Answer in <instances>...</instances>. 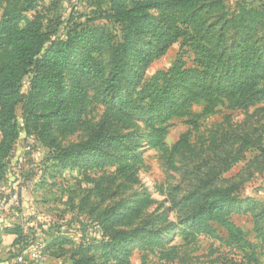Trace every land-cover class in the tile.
<instances>
[{
    "label": "rangeland",
    "instance_id": "374dc122",
    "mask_svg": "<svg viewBox=\"0 0 264 264\" xmlns=\"http://www.w3.org/2000/svg\"><path fill=\"white\" fill-rule=\"evenodd\" d=\"M137 1L143 0H117L127 7ZM260 6L264 0H222L213 15L231 18ZM26 7L30 10L23 12ZM113 7L112 0H0V19L5 12L21 13L26 22L35 20L47 31L70 22L66 31L81 32L56 93L37 103L36 112L44 116L31 124L29 135L21 130L11 153L1 158L0 169V228L42 224L47 231L49 219L56 216L65 239L48 247L51 237L43 232L20 254L1 244L0 264H116L122 250L127 252L125 264H264V153L259 150L264 148V102L246 111L221 106L213 115L196 119L178 116L170 105L160 114L120 123L116 130L121 138L102 152L86 151L79 165L54 158L69 147L89 150L90 137L104 119L101 79L94 71L105 68L108 74L106 66L121 56L127 74L124 95L141 99L157 73H166L177 61L184 69L194 65L195 55L184 39L148 65L142 58L149 42L162 46L156 22L175 17L146 11L121 20L111 12ZM236 36L242 38V31ZM7 56L8 51L0 52V64ZM83 65L95 70L84 72ZM30 79L22 80L21 94H28ZM56 104L64 105L67 121L48 117ZM192 111L201 113L202 107ZM42 126L47 127L44 140L38 138ZM114 129L104 133L106 143ZM155 130H160L164 151L150 145ZM229 188L224 210L252 251L232 244L206 216L197 214L191 222L201 205L191 208L184 201L189 193L222 197ZM139 230L145 237L136 235ZM114 232L133 233V242L115 244L102 254V244ZM78 242L91 250L82 253Z\"/></svg>",
    "mask_w": 264,
    "mask_h": 264
},
{
    "label": "trees",
    "instance_id": "16d2710c",
    "mask_svg": "<svg viewBox=\"0 0 264 264\" xmlns=\"http://www.w3.org/2000/svg\"><path fill=\"white\" fill-rule=\"evenodd\" d=\"M112 5L114 7L111 12L115 16L119 15L121 20L130 13L146 11L176 18L175 21L168 19L165 22L161 18L156 22L155 30L162 32L163 43L161 47H155L153 42L147 44L142 54L147 65L162 56L170 45L180 39H184L192 48L194 65L184 69L181 61H177L166 73H157L143 90L141 99L135 98L134 93L124 95L123 84L127 74L121 56H118L117 62L106 66L108 74L104 75L105 68L94 71V75L101 79L98 90L106 108L104 119L90 137L92 142L89 150L83 146L59 150L54 158L60 163L72 161L74 165H79L84 160L86 151L102 152L103 147H109L113 141L121 138L120 131L116 130L120 123L142 119L154 113L160 114L170 105L175 108L178 116L196 119L213 115L221 106L246 111L264 102V6L242 10L239 15L228 18L213 15L215 7L222 5V0H143L131 7L112 0ZM28 10L30 8L26 7L23 12ZM258 16L260 20L257 23L255 18ZM253 20L254 23H251ZM69 24L70 22L62 28L57 26L55 30L47 31L35 20L26 22L21 13L5 12L0 19V52L8 51V56L0 64V169L3 167L1 158L11 153L21 130L29 135L31 124L44 116V113L36 112L37 103L43 96L56 93L61 71L67 65V56L81 34L74 30L66 31ZM120 26L122 31L127 32L128 28L123 23ZM241 31L242 38L236 36ZM83 68L84 72L95 70L86 65ZM28 75H31L30 89L27 95H23L20 92L21 83ZM75 82L77 83L76 79ZM194 106H201V113H194ZM19 107L23 120L21 127L16 120ZM53 108L54 113L48 116L50 119L61 116L63 121L68 120V114H64V105L56 104ZM112 128L115 129L106 143L104 133ZM46 130V126L40 128V140L45 139ZM149 140L152 148L158 152L164 151L160 130H155ZM259 150L264 153V148ZM232 164H228L225 170ZM231 192L232 188H229L223 192L222 197L210 193L198 195L197 198L196 193H189L184 201L189 202L191 208L201 205L197 212L193 211L191 222L196 220L197 214L206 216L226 232L232 244L242 248V251H252V244L246 240L243 231L227 218L224 210L228 202L227 196ZM25 226L14 224L2 229L4 235L14 236L10 251L14 249L19 254L23 253L29 241L35 242L43 232L51 237L48 247H54L55 243L65 239L61 236L63 223H59L56 216L49 219L47 231L43 230L42 224L35 228L33 225L32 228ZM81 232L85 235V230ZM136 235L145 237L140 230ZM132 242L133 233L114 232L102 244V254L115 244L124 246ZM77 245L84 254L91 250L87 243L85 245L78 242ZM125 255L126 250H122L121 258L116 264H125ZM11 256L16 255L13 253ZM251 256L253 253L250 258Z\"/></svg>",
    "mask_w": 264,
    "mask_h": 264
},
{
    "label": "crops",
    "instance_id": "0c3cea01",
    "mask_svg": "<svg viewBox=\"0 0 264 264\" xmlns=\"http://www.w3.org/2000/svg\"><path fill=\"white\" fill-rule=\"evenodd\" d=\"M14 236L12 235H4L2 233V228H0V245L7 244V246H10V244L13 242Z\"/></svg>",
    "mask_w": 264,
    "mask_h": 264
},
{
    "label": "built area",
    "instance_id": "2783aa9c",
    "mask_svg": "<svg viewBox=\"0 0 264 264\" xmlns=\"http://www.w3.org/2000/svg\"><path fill=\"white\" fill-rule=\"evenodd\" d=\"M33 257H35V256L33 255Z\"/></svg>",
    "mask_w": 264,
    "mask_h": 264
}]
</instances>
